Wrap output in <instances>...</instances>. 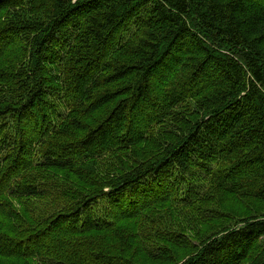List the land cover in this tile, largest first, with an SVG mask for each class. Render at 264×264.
Wrapping results in <instances>:
<instances>
[{"label":"trees","instance_id":"obj_1","mask_svg":"<svg viewBox=\"0 0 264 264\" xmlns=\"http://www.w3.org/2000/svg\"><path fill=\"white\" fill-rule=\"evenodd\" d=\"M0 264H264V0H0Z\"/></svg>","mask_w":264,"mask_h":264},{"label":"rangeland","instance_id":"obj_2","mask_svg":"<svg viewBox=\"0 0 264 264\" xmlns=\"http://www.w3.org/2000/svg\"><path fill=\"white\" fill-rule=\"evenodd\" d=\"M15 202H16V201H15ZM16 204H17V207L20 208V205H19L17 202H16Z\"/></svg>","mask_w":264,"mask_h":264}]
</instances>
